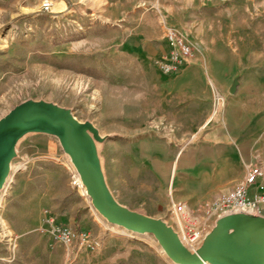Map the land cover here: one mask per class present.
Masks as SVG:
<instances>
[{
    "label": "rangeland",
    "instance_id": "obj_1",
    "mask_svg": "<svg viewBox=\"0 0 264 264\" xmlns=\"http://www.w3.org/2000/svg\"><path fill=\"white\" fill-rule=\"evenodd\" d=\"M43 1L0 0V27L26 15L0 31V118L29 98L71 108L79 120H90L103 135L111 134L98 147L119 202L169 224L184 220L171 211L169 193L157 195V181L147 169L159 160L170 161V184L176 155L206 122L215 121H199L194 109L179 105L177 95L165 91V73L154 64L145 69L121 49L112 39L119 35L117 25L98 15L101 0H52L51 14L41 12ZM204 2L209 14L219 13L214 16L223 20L209 32V50L222 56L231 49L240 54L263 48L264 0ZM227 6L230 11L224 10ZM198 43L196 56L207 52ZM219 95L227 101L216 92L213 115L225 105L218 106ZM207 205L186 209L198 228L214 224ZM77 218L87 220V226H78ZM63 227L99 236L102 246L70 249L57 239ZM0 244L4 260L15 244L21 264H175L154 235L109 223L93 206L59 139L43 133L28 134L19 143L0 193Z\"/></svg>",
    "mask_w": 264,
    "mask_h": 264
},
{
    "label": "crops",
    "instance_id": "obj_2",
    "mask_svg": "<svg viewBox=\"0 0 264 264\" xmlns=\"http://www.w3.org/2000/svg\"><path fill=\"white\" fill-rule=\"evenodd\" d=\"M101 1L98 15L104 22L117 25L119 35L112 39L117 40L123 51L134 55L145 69L154 64L161 71L155 60L170 50L165 40L167 25L184 34L195 51L200 49L198 42L207 51L197 56L196 52L194 59L177 73L163 74L167 82L165 91L175 93L179 105L194 109L199 121L215 122H206L197 138L176 155L170 184L167 176L170 161L166 164L159 160L147 169L157 181L154 187L157 195L169 193V205L174 200L193 210L242 183L250 166L259 165L264 170V46L248 48L240 54L231 49L222 56L209 50L210 46H205L210 42L209 32L223 20L214 16L219 13L209 14L201 6L204 0ZM224 10L230 11L231 7ZM243 26L248 29L250 23L246 21ZM235 81L236 90L231 92ZM216 92L225 95L227 101L213 115ZM259 183L264 185V176ZM259 191L254 184L248 194L254 197ZM260 208L264 214V202ZM74 222L81 228L87 226V220Z\"/></svg>",
    "mask_w": 264,
    "mask_h": 264
},
{
    "label": "water",
    "instance_id": "obj_3",
    "mask_svg": "<svg viewBox=\"0 0 264 264\" xmlns=\"http://www.w3.org/2000/svg\"><path fill=\"white\" fill-rule=\"evenodd\" d=\"M24 16L5 23L0 31ZM236 87L237 81L231 92ZM31 133L57 137L95 209L113 225L136 234L154 235L175 264H264V214L248 210L224 213L215 220L199 247L190 249L173 224L122 204L115 197L98 147L111 134L103 135L92 121H81L71 108L45 99L24 100L0 118V193L11 175L20 141Z\"/></svg>",
    "mask_w": 264,
    "mask_h": 264
},
{
    "label": "built area",
    "instance_id": "obj_4",
    "mask_svg": "<svg viewBox=\"0 0 264 264\" xmlns=\"http://www.w3.org/2000/svg\"><path fill=\"white\" fill-rule=\"evenodd\" d=\"M52 0H44L42 2V11H51ZM145 5V4H144ZM152 7V5H151ZM155 7H157L155 5ZM80 29L85 27L78 23ZM165 40L170 50L167 54L155 60L156 66L166 74L177 73L180 68L189 62L195 55V47L189 39L174 27L167 25L165 32ZM218 106L224 105V98L217 97ZM264 176V170L259 165L250 166L245 180L235 186L228 192L220 195L214 202L207 205V213L215 220L224 213L235 210H248L261 212L260 203L264 202V185L258 184V180ZM257 184L260 191L254 197H250L248 189L250 186ZM188 207L184 203H177L172 200L171 211L179 218L183 215L184 220L174 224L175 229L183 242L192 250H195L203 241L206 233L210 230V225L206 224L202 227L194 225V221L187 214ZM57 239L68 248H77L82 250H97L102 246L103 240L99 236H92L88 231H75L69 227L60 228L57 232ZM16 245L10 246V252L7 259L12 261L15 259Z\"/></svg>",
    "mask_w": 264,
    "mask_h": 264
},
{
    "label": "trees",
    "instance_id": "obj_5",
    "mask_svg": "<svg viewBox=\"0 0 264 264\" xmlns=\"http://www.w3.org/2000/svg\"><path fill=\"white\" fill-rule=\"evenodd\" d=\"M77 220H79V219L77 218ZM4 248H5V246L0 244V249L2 250ZM1 256L2 255H0V264H21V261L19 259H14L12 261H8V260H4Z\"/></svg>",
    "mask_w": 264,
    "mask_h": 264
},
{
    "label": "bare ground",
    "instance_id": "obj_6",
    "mask_svg": "<svg viewBox=\"0 0 264 264\" xmlns=\"http://www.w3.org/2000/svg\"><path fill=\"white\" fill-rule=\"evenodd\" d=\"M80 178V177H79Z\"/></svg>",
    "mask_w": 264,
    "mask_h": 264
}]
</instances>
